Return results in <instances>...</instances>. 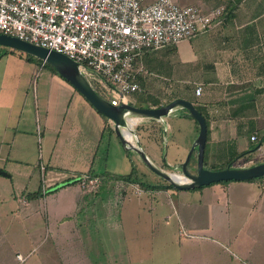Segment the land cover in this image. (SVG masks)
I'll return each instance as SVG.
<instances>
[{"label": "rangeland", "instance_id": "rangeland-1", "mask_svg": "<svg viewBox=\"0 0 264 264\" xmlns=\"http://www.w3.org/2000/svg\"><path fill=\"white\" fill-rule=\"evenodd\" d=\"M9 52L10 49L0 47L3 55L0 59V87L16 97L19 104L16 106L15 103V109L20 108V100L28 95L25 112L31 118L28 117L26 127L32 129V139L19 149L30 165L18 164L11 159L0 163V167L12 176V179L0 176V264H20L15 259L18 253L25 258L22 264H264V207L260 205V210L252 211L258 198L248 196L244 202L238 193L232 195L234 204L231 201L228 207L222 202L225 195L218 193L221 206L218 202L213 208L206 205L207 209L191 210L181 206L174 213L172 202L178 192L174 189L168 194L160 193L149 198L148 192L136 185L109 182L98 193L85 194L79 189L78 199V187L70 186L56 195L50 194L45 200L32 203L35 211H27L31 213L30 217L18 216V212L22 215L25 210L15 199L19 196L15 188L27 187V193L37 191L41 174L36 166L38 162H46L45 145L38 144L35 133L34 111L37 107L33 98L35 96L39 100L37 112L42 115L41 95L44 94V98L51 96L49 89L55 86L53 97L58 100L62 99L63 90L58 76L41 69L36 59L28 61L23 53ZM52 76L57 78L53 83ZM67 103L68 99L62 107L64 114L69 110L66 125L74 126L82 133L80 135L85 139L81 141L85 140L83 144L87 145V152L89 149L92 152L87 163L90 165L93 158L92 167L96 173L106 171L125 176L133 171V165L134 173L142 182L167 184L152 173L136 153L125 151L113 131L105 129L100 140L99 114L84 99L73 100L68 107ZM160 130L163 131L164 127L156 131ZM157 137L153 136L152 142L157 144L161 154L159 166L165 172L180 176L168 169L166 142L162 141L160 134ZM81 141L78 138L68 140L65 145L69 149L67 154L72 155V150H78ZM257 146V143L253 145L255 148L247 159L264 162V143ZM85 153L80 157L83 163L78 165L75 162L79 157L75 159L73 155H64V152L57 161L84 171L87 166ZM193 160L188 170L192 169ZM246 162L240 165L246 168L257 164L244 165ZM175 171L180 172L179 168ZM47 179L46 174L45 183ZM252 185L254 189L250 192L259 197L262 186L259 182ZM242 187L238 185L237 189L244 192ZM135 190L140 191L139 196ZM66 216L72 219L62 222ZM189 220H195L202 227L211 226L212 233L199 232L194 226H187L191 223Z\"/></svg>", "mask_w": 264, "mask_h": 264}, {"label": "crops", "instance_id": "crops-1", "mask_svg": "<svg viewBox=\"0 0 264 264\" xmlns=\"http://www.w3.org/2000/svg\"><path fill=\"white\" fill-rule=\"evenodd\" d=\"M154 1L146 0V3L151 4ZM173 1L180 6H198L202 9L224 5L226 10L224 15L215 21L206 32L197 33L175 46L159 51L143 52L136 60V67H142L144 70L139 75L141 90L134 95L130 102L131 105L140 108H159L176 99L192 103L203 115L207 124L203 155L205 169L212 171L225 169L230 161H236L232 167L237 168H243L242 165L245 161L247 162L244 165L252 162L259 163L260 161L255 158L247 159V157L253 152L255 143L258 146L264 143V0ZM39 66L41 69H45L41 65ZM57 78H59L58 83L63 90L62 99H54L55 86L51 87L49 89L52 91L51 96L44 98V94H42L40 97L43 110L42 115H39L37 112L39 100L35 96L33 98L35 108L37 107L34 111L35 133L39 128L40 142L38 144L45 145L46 157V162H38L36 168L39 169L40 164L45 167V176L47 174L48 177L47 183L44 181L46 195L43 196L41 193V181L37 191L33 193H27V187H16L15 190L19 191V196H16L15 199L26 212L22 215L20 212L17 213L21 218H28L31 216V213L28 212L35 211L32 203L45 200L50 194L60 193L70 186L78 187L79 199L78 184L59 187L64 182L78 176L102 173H96L93 170V158L90 165L87 163L92 154L91 149L87 152V145L83 144L85 140L81 141L85 138L80 135L82 133L78 129L75 130L74 126L66 125L69 110L65 114L62 110L66 99H68V107L71 101L79 100L82 97L60 76ZM57 78L52 76L51 83L55 82ZM197 88L201 89L199 96L195 94ZM0 92H3V94L0 93V163L11 159L12 162L18 164L30 165V162L24 160V152L19 151L32 139V129L26 127L28 117L31 118L25 112L28 95L25 94L23 101L20 100V108L18 106L15 109V103L17 106L19 102L16 97H13V93L3 89L2 86ZM185 113L184 110L177 109L162 121L138 119V126L134 130L137 142L140 143L142 151L151 163L160 170H163L159 166L161 165V154L157 144L152 142L153 136L158 138L157 135L160 134L162 141L166 142L167 167L169 170H174L172 173L177 174L181 173L176 172L175 169H178L183 163L198 136L197 122L185 116ZM98 116L101 140L105 129L112 132L114 125L101 115ZM159 127H164V130L156 131ZM251 137H255L256 141L252 142ZM75 138H78L82 145L78 150H72V155L75 159L79 157L75 162V165H78L83 163L80 157L86 152L84 161L88 167L86 166L84 171L76 170L71 165H61L57 161V157L63 152L64 155L72 156L67 154L69 149L65 148V145L68 140ZM142 140L144 144H142ZM243 153L248 154L238 159L237 157ZM192 158H194L191 164L192 169L189 171L195 173L196 155L191 156L190 162ZM0 171L3 172L4 169L0 167ZM4 173L6 172L4 171ZM6 174L8 175L6 177L0 175L1 178L12 179L10 174ZM255 182H259L262 186L260 188L262 193L259 197L250 192L254 189V185H252L254 182H229L223 185H210L197 191H178L175 193L176 199L172 202L174 213L178 212L177 210L181 206L191 210L192 208L193 210L207 209L206 205L213 208L216 207L215 203L217 202L221 206L220 200L217 198L218 193L225 195L222 202L227 207L231 201L234 204V197L232 198L234 193L241 194L244 202L248 200V196L251 199L258 198L252 209V211H258L261 209L260 205L264 207V181ZM238 185L243 186L244 192L237 189ZM55 187L58 188L54 190ZM137 191L135 190V194ZM169 192L171 190L149 192L147 195L152 198L160 193L168 194ZM35 193L40 196L38 199L32 198ZM136 195L139 196L140 192ZM78 199L75 201L76 211ZM238 208L240 209V207ZM71 219L70 216H66L62 218V222H68ZM189 222L191 223H188L187 226H194L199 232L212 233L211 226H199L195 220H189ZM61 225L63 224L61 223Z\"/></svg>", "mask_w": 264, "mask_h": 264}, {"label": "built area", "instance_id": "built-area-1", "mask_svg": "<svg viewBox=\"0 0 264 264\" xmlns=\"http://www.w3.org/2000/svg\"><path fill=\"white\" fill-rule=\"evenodd\" d=\"M224 13V5L202 9L173 0L151 4L146 0H0V34L68 57L84 77L93 78L109 102L131 104L141 90L139 75L144 70L136 67V60L143 52L175 46L206 32ZM195 94L199 96L201 89H195ZM138 119L126 118L127 129L121 130L125 139L131 136L127 142L132 146L137 139L131 131ZM39 137L37 128L38 142ZM39 171L44 196V165H39ZM78 180L80 189L89 194L101 185L98 177L87 174ZM15 258L25 262L21 254Z\"/></svg>", "mask_w": 264, "mask_h": 264}, {"label": "water", "instance_id": "water-1", "mask_svg": "<svg viewBox=\"0 0 264 264\" xmlns=\"http://www.w3.org/2000/svg\"><path fill=\"white\" fill-rule=\"evenodd\" d=\"M0 47L23 53L45 63L53 69L58 76L73 87V89L94 109V111H96V113L113 123V132L120 145L124 147L125 151L136 153L140 157L143 164L152 173L176 191H195L222 182H249L264 178V162L246 168H235L229 166L225 169L216 171L204 168L203 155L207 137V124L203 115L194 107V105H192V103L188 101L176 99L159 108H140L131 104L114 105L100 97L92 89L80 71L78 64L68 57L21 41L15 37L1 34ZM177 109L184 110L186 112L185 116L196 121L199 127L198 136L192 144L185 161L180 165V167H178L181 173L180 176L185 179V182L183 183L174 181V174L165 172L155 167L142 151L140 143L136 141L135 146L130 145L124 138L121 131L122 129H127L125 120L128 117L162 121L164 118L169 117ZM131 134L136 138L134 131H131ZM193 154L196 155L197 160L195 173H191L188 170L189 162ZM0 175L5 177L8 176L2 171H0Z\"/></svg>", "mask_w": 264, "mask_h": 264}, {"label": "trees", "instance_id": "trees-1", "mask_svg": "<svg viewBox=\"0 0 264 264\" xmlns=\"http://www.w3.org/2000/svg\"><path fill=\"white\" fill-rule=\"evenodd\" d=\"M226 10V9H225ZM14 50H10V52L9 53H12ZM6 53V51H4V53H3V55ZM3 55L2 54H0V58H2L3 57ZM32 59L33 58H31V57H29V56H27V60L28 61H32ZM36 62H38L39 63V65H41L42 67H44L45 69H47V70H49V71H51L52 73H54V74H56L55 73V71L53 70V69H51L48 65H46L45 63H43V62H41V61H39V60H35ZM86 78V81L89 83V85L92 87V89L100 96V97H102L103 99H105V100H107V101H109L107 98H106V96H105V94L101 91V89L100 88H98V85H96L95 83H93L92 81H94V80H92L91 81V79H93V78H90L89 79V77H87V76H85ZM95 82V81H94ZM264 141V140H263ZM262 141V142H263ZM127 152H129V151H127ZM246 154H248V153H243V154H241V155H239L237 158L238 159H240V158H243ZM236 160V159H235ZM234 162H236V161H230L228 164H227V167H232V165L234 164ZM260 163H263V161L262 162H260ZM260 163H257V164H260ZM257 164H255V165H257ZM255 165H251V166H255ZM226 167V168H227ZM235 168H237V167H235ZM132 170L133 171H131V173L130 174H128V175H125V176H116V175H113V174H110V173H107V172H102L101 174H92V173H89L90 174V176L91 177H93V176H95V177H98L99 179H100V181H101V185L99 186V188L98 189H96V191H97V193L98 192H101L103 189H104V187L107 185V183H109V182H121V183H123V184H125V185H136L137 186V188H139L140 190H143V191H145V192H152V193H155V192H159V191H169V190H172L173 188L170 186V185H168V184H161V185H150V184H147V183H144V182H142L140 179H139V177L136 175V173H134V166L132 165ZM79 177V176H78ZM78 177H76V178H74V179H71V180H68V181H66V182H64L63 184H62V186H66V185H71V184H78ZM264 179V178H263ZM258 180H261V179H258ZM255 181H257V180H252V181H249L250 183L251 182H255ZM226 183H229V182H222V184H226ZM58 187H55V188H53L54 190H56ZM60 188V187H59ZM95 191V192H96ZM139 191V190H138ZM195 191H197V190H195ZM52 192V191H51ZM94 192V193H95ZM140 192V191H139ZM49 193H50V190H49ZM48 194V193H47ZM40 196L37 194V193H35V195L32 197L33 199H38Z\"/></svg>", "mask_w": 264, "mask_h": 264}, {"label": "bare ground", "instance_id": "bare-ground-1", "mask_svg": "<svg viewBox=\"0 0 264 264\" xmlns=\"http://www.w3.org/2000/svg\"><path fill=\"white\" fill-rule=\"evenodd\" d=\"M126 140L130 142L131 136L129 134L126 135ZM173 179L174 181L179 182V183L185 182V179L182 176H179L176 174L173 175Z\"/></svg>", "mask_w": 264, "mask_h": 264}]
</instances>
